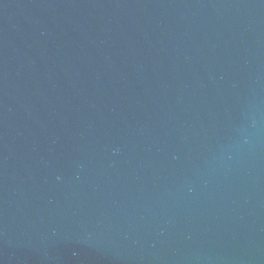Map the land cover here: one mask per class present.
I'll return each instance as SVG.
<instances>
[{"label": "water", "instance_id": "1", "mask_svg": "<svg viewBox=\"0 0 264 264\" xmlns=\"http://www.w3.org/2000/svg\"><path fill=\"white\" fill-rule=\"evenodd\" d=\"M0 264H264V0H0Z\"/></svg>", "mask_w": 264, "mask_h": 264}]
</instances>
